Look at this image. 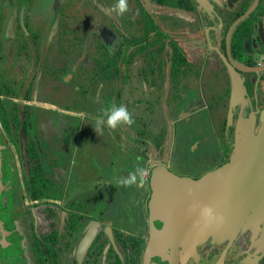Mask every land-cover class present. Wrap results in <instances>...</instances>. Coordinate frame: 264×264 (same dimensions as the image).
<instances>
[{
	"label": "flooded vegetation",
	"instance_id": "flooded-vegetation-1",
	"mask_svg": "<svg viewBox=\"0 0 264 264\" xmlns=\"http://www.w3.org/2000/svg\"><path fill=\"white\" fill-rule=\"evenodd\" d=\"M115 3L0 0V264H169L147 261L151 232L166 226L152 219L154 173L199 180L230 160L241 117L262 123L264 0H128L123 16ZM114 97L134 115L131 137L92 124L89 151L74 152L80 118ZM144 111L167 129L155 136ZM137 167L144 186H120ZM178 264H264L263 226L209 237Z\"/></svg>",
	"mask_w": 264,
	"mask_h": 264
},
{
	"label": "water",
	"instance_id": "water-1",
	"mask_svg": "<svg viewBox=\"0 0 264 264\" xmlns=\"http://www.w3.org/2000/svg\"><path fill=\"white\" fill-rule=\"evenodd\" d=\"M152 183H156L152 219L159 218L166 226L163 231L151 232L147 261L159 255L169 264H178L186 252L191 253L209 237L217 238L227 231L233 238L247 228L264 229V111L258 130L255 113L247 121L240 118L233 154L221 168L199 180L157 169ZM205 207L212 209L211 222L201 215ZM190 217L187 225H192V232L185 227L176 234V227ZM175 240L176 247L169 257L165 250L172 248ZM185 241L188 247L180 251Z\"/></svg>",
	"mask_w": 264,
	"mask_h": 264
},
{
	"label": "clouds",
	"instance_id": "clouds-1",
	"mask_svg": "<svg viewBox=\"0 0 264 264\" xmlns=\"http://www.w3.org/2000/svg\"><path fill=\"white\" fill-rule=\"evenodd\" d=\"M109 11L119 16L125 15L130 11L128 0H116L115 5ZM133 124H135L133 113L124 105L118 106L113 104L109 108L102 109L101 114L96 117L95 132L102 133L105 126L109 130L114 131L121 126L131 127ZM147 174L146 168L137 167L135 170L129 172L126 177H120L117 182L122 187L130 188L135 186L142 188ZM201 215L207 222H211L214 219L211 208H203Z\"/></svg>",
	"mask_w": 264,
	"mask_h": 264
},
{
	"label": "rangeland",
	"instance_id": "rangeland-1",
	"mask_svg": "<svg viewBox=\"0 0 264 264\" xmlns=\"http://www.w3.org/2000/svg\"><path fill=\"white\" fill-rule=\"evenodd\" d=\"M88 89H89V86L88 85H86V87L82 90V95H84V96H86L87 95V92H88ZM34 95H35V92H34ZM114 99V102H115V100H117V97H114L113 98ZM82 101H83V99H82ZM84 102V101H83ZM82 102V106L84 105V103ZM88 102L90 103V101L88 100ZM92 103V105H95L93 102H91ZM113 104H116V105H120V101L118 100V103H111L110 104V107L113 105ZM109 108V107H108ZM159 114H160V112H159ZM144 118L146 119V121L148 122V127H151V129H150V131H152L153 133H155V136H156V131H160V129H162V128H164L163 126H161V127H156V124H158V122L156 123V121H154L153 120V118L152 117H149V115H147V112H145L144 111ZM247 121V120H249V118H244V121ZM256 120V119H255ZM162 121H164V119H162ZM166 122V121H165ZM30 123H31V125H32V127L35 129L36 127H37V123L35 122V116H32V118L30 119ZM92 124L93 125H95V119L94 120H92V122L90 121V120H88V119H86V118H83V117H81L80 118V120H79V122L76 124V127H75V132H74V134H73V138H76V141L78 140H80V145L79 144H77V146L75 147L74 146V148H73V151L75 152V149L78 151V149L79 148H81V149H85L86 151H89V147H88V140H89V136H90V133L92 132ZM165 124V123H164ZM166 125V124H165ZM71 126V125H70ZM54 127L56 128L57 127V124L55 123V125H54ZM67 128H70L69 126H67ZM209 128L210 129H213L212 127H211V124H209ZM105 129L108 131V133H113V136H115V135H117V134H119V133H117V132H121V133H124V135L125 136H129V137H131V133L133 134V129H130V130H128L127 131V129H126V127L124 126V129L122 128V127H119V128H117L116 130H109L106 126H105V128H104V130H103V132L102 133H99V132H97L98 134H104V131H105ZM165 130L167 129V127H165L164 128ZM67 132V131H66ZM135 135V134H134ZM21 136H22V145H24V133L23 134H21ZM149 136V134H147V135H145L143 138H147V139H149L148 141H150L152 144H151V146H156V142H154V139L153 138H150V137H148ZM160 135L158 134V137H159ZM64 137L67 139V138H71L70 136H69V134H65L64 135ZM121 143H124L125 144V146H130V147H133V146H138L139 144L136 142V140H134V138H128V140H126V141H122ZM142 147V146H141ZM82 153V152H81ZM151 152H144V151H142V155L145 157V158H149L150 156H151ZM87 155V157H88V154H86ZM149 156V157H148ZM86 157V158H87ZM86 161H87V159H86ZM139 162L141 163V164H143L142 163V161L141 160H139ZM45 167L46 168H48L47 170H49V165H48V163L46 162V160H45ZM82 170H83V172H89V174L87 175L88 177H89V175H93V173H91L90 171H89V168L87 167V168H82ZM94 176V175H93ZM81 179V183H90V182H87V181H89L86 177H83V178H80ZM17 180L19 181L20 180V183H21V181H22V183H24V180H23V178H22V176H21V178H20V174H19V176H18V178H17ZM68 181H69V179H68ZM65 196H66V198L67 197H71L70 195H69V193H68V191L65 193ZM253 228H247V229H245V231L247 230V232L249 231V230H252Z\"/></svg>",
	"mask_w": 264,
	"mask_h": 264
},
{
	"label": "trees",
	"instance_id": "trees-1",
	"mask_svg": "<svg viewBox=\"0 0 264 264\" xmlns=\"http://www.w3.org/2000/svg\"><path fill=\"white\" fill-rule=\"evenodd\" d=\"M30 152H29V155L31 156V161L33 159H36V153H35V146L34 144H31L30 146ZM37 162H34L31 164V170H30V173H31V177H32V180L35 182L37 179L39 178H42V175H43V172L39 169L38 166H35Z\"/></svg>",
	"mask_w": 264,
	"mask_h": 264
}]
</instances>
